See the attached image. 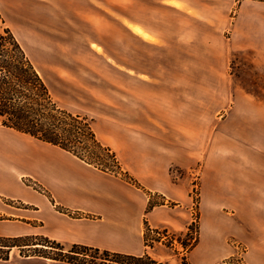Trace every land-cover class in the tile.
Returning a JSON list of instances; mask_svg holds the SVG:
<instances>
[{"label": "crops", "instance_id": "1", "mask_svg": "<svg viewBox=\"0 0 264 264\" xmlns=\"http://www.w3.org/2000/svg\"><path fill=\"white\" fill-rule=\"evenodd\" d=\"M8 5L40 75L59 82L52 94L62 84L78 86L76 77H105L104 92L102 80L84 86L106 108L97 112L94 131L133 183L0 126V216L17 218L2 220L0 235L151 255L147 227L192 223L176 205L160 202L188 203L192 172L200 171L199 239L189 264H220L234 254L231 238L246 245L248 264H264V100L240 89L225 98L232 52L250 50L264 71V0ZM225 7H239L234 27L240 33L242 23L249 33L235 35L228 50L220 33Z\"/></svg>", "mask_w": 264, "mask_h": 264}, {"label": "trees", "instance_id": "2", "mask_svg": "<svg viewBox=\"0 0 264 264\" xmlns=\"http://www.w3.org/2000/svg\"><path fill=\"white\" fill-rule=\"evenodd\" d=\"M0 126L60 147L101 171L116 175L122 172L116 152L97 137L93 120L60 105L21 42L6 26L0 27ZM154 205L150 202L148 211ZM148 232L147 227L146 245ZM23 238L0 236V259L8 260L14 246H36L18 244ZM45 242L47 244L43 246L51 244V247L60 249L59 257L53 259L74 264H159L147 253L130 255L84 245H73L71 252L64 253L61 243L48 238ZM197 242L195 239L194 243L183 246L191 250ZM87 251L95 254L92 262H88L87 257L79 259L80 255L86 256ZM98 258L102 263L96 262Z\"/></svg>", "mask_w": 264, "mask_h": 264}, {"label": "rangeland", "instance_id": "3", "mask_svg": "<svg viewBox=\"0 0 264 264\" xmlns=\"http://www.w3.org/2000/svg\"><path fill=\"white\" fill-rule=\"evenodd\" d=\"M9 0H0V27H9L18 40L22 43L24 38V28L19 25L18 19L16 17V11L8 5ZM233 8V9H230ZM239 7H225L226 16L224 20L223 28L220 33L224 41L226 50L232 47L233 38L237 37L243 39V36L249 35L248 30L244 29L241 23L240 33L234 27L236 21H238V9ZM253 8V7H252ZM253 10H255L253 8ZM257 13V10L253 11ZM263 12V11H262ZM18 24V25H16ZM249 26V25H246ZM252 31V30H251ZM227 76L225 77L228 85L229 91L225 92L226 100L233 99L234 89H240L242 93L251 96L258 100H264V71L256 68L253 61V53L248 49H242L232 52L230 61L226 67ZM46 83L51 87V85H56L59 87V82L55 81L56 77L42 76ZM105 77H76V82L78 86L73 85H63L60 90L53 91V96L60 103L61 106L68 109L75 114H81L87 116L90 120H93V126L96 118L98 117V111H105L106 108L99 107V104L95 102L90 97L89 90L84 88L87 87L95 88L99 83L102 85L98 90H106L104 84ZM119 82L121 77H108ZM124 179L132 182L128 173L121 172ZM128 175V176H127ZM200 171L192 172L191 179V200L188 203L185 202H163L160 203L165 208H170L177 206L176 208L187 213L188 217L192 223L188 226V229L183 227L184 223L177 224L176 226H165L161 225L157 229L148 232V246L155 249H150L151 257L156 260L159 264H189L187 260V254L190 251L187 250L183 244H192L195 239H199V227H200ZM159 204V203H158ZM206 213V207L204 208ZM207 214V213H206ZM184 217V215H182ZM181 217V216H180ZM17 219L8 215L0 216V223L2 220ZM208 224L204 225L203 235L207 238ZM1 236V235H0ZM2 237H24L23 241L17 242L18 244H36V246H14L10 251V256L8 260L0 259V264H74L66 261H59L53 258L59 257L60 249L50 246H43L42 244H47L46 237L41 235H21V236H2ZM160 239L159 242H154L153 240ZM54 241V240H52ZM229 243L234 254L227 259H225L220 264H248L247 262V247L243 243L235 240L229 239ZM239 244V247H238ZM54 246V245H53ZM238 247V248H237ZM63 252H71L73 245H63ZM81 251V250H79ZM86 256H79V259L87 257L88 262L93 261L94 253L92 251H87ZM97 263H102V259L98 258ZM107 264H111L107 262Z\"/></svg>", "mask_w": 264, "mask_h": 264}, {"label": "built area", "instance_id": "4", "mask_svg": "<svg viewBox=\"0 0 264 264\" xmlns=\"http://www.w3.org/2000/svg\"><path fill=\"white\" fill-rule=\"evenodd\" d=\"M238 247H239V244H238ZM238 247H237V248H238Z\"/></svg>", "mask_w": 264, "mask_h": 264}]
</instances>
